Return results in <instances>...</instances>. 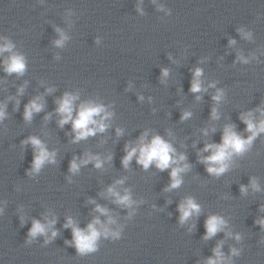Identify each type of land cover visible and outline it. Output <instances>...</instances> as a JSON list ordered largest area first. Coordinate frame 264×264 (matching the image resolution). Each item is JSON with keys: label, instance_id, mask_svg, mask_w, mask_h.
Instances as JSON below:
<instances>
[{"label": "clouds", "instance_id": "clouds-1", "mask_svg": "<svg viewBox=\"0 0 264 264\" xmlns=\"http://www.w3.org/2000/svg\"><path fill=\"white\" fill-rule=\"evenodd\" d=\"M61 42L62 41H56L58 45ZM12 47L13 46L11 43L6 42L4 45L0 46V54L4 53L5 51L10 52ZM4 64L5 71L9 74H23V72L25 71V61L23 56L13 54L4 61ZM164 75H167L166 70L164 71ZM200 75L201 70L196 69L190 89L194 93L201 91V84L198 79ZM221 95L222 93L218 92L217 95L213 97V99L219 101ZM77 98V96L65 93L62 100L58 101L59 107L57 108L58 113L62 115V119L59 121L61 127L71 121L72 131L75 133V141L86 139L89 136L95 135L98 131L103 132L107 128V124H105L104 121L111 116V113L107 112L102 105L87 102L80 105L77 115L75 116V118H73V106L74 101ZM41 109V104L37 103L35 100L31 101L25 108V119L30 120L32 117V113L39 112L41 111ZM190 115V113L185 112L181 119H186ZM262 115H264V113H262ZM3 116L4 112L2 109H0V118H2ZM97 117H99V119H97ZM215 117L216 110L213 109V118ZM241 118L247 125L246 131L250 132L251 135L247 139H244L235 131H233L232 126H226L222 136V143L207 144L203 149V151L212 150V154L204 157L202 161L208 165L206 169L208 173L217 176L224 173L228 169V161H230L233 154H243L251 145L256 136L264 132V119L260 120L257 124L251 119V113H249L248 116H242ZM117 134H120L119 129L117 130ZM30 140L33 146L38 149V154L35 156L33 164V169L38 171L45 161L53 160L54 154L49 153L44 148L39 139L31 137ZM125 151L126 155L122 159V164L125 168L128 167L130 161L134 156L137 157V163L142 165L144 169H147L150 165L155 164V166L159 170L164 171L166 169H169L173 164H176L177 166L171 169V183L166 190L177 188L182 183L180 174L188 168L187 164L183 165L182 167L180 166V162L185 160V156L180 155L178 158H174L173 154L175 152V149L170 143L166 142L159 135L153 137L150 143H145L144 136H141L138 146L130 147L129 145H125ZM109 159H111V157H109ZM90 161H95V167H102L103 161H101L98 156L89 155L87 159L82 160L80 163L87 164ZM79 166L80 165L74 158L70 162L69 170L72 172H76L79 169ZM117 183H122V181H117ZM253 187H257L254 182ZM241 191H246V189L241 186ZM108 193L116 197V202L119 204L130 205L132 203L128 194L121 196L118 192L115 191L114 187H109ZM96 211L100 212L101 214H106L107 210L97 205ZM179 211L181 213L180 222L184 223L192 216L193 213H199L200 207L192 198H188L179 206ZM109 222L111 223L112 221L110 220ZM97 224H100V220L98 218L94 219L92 223L88 224L87 231H84L76 227L73 221L69 218L67 224L65 225V227H72L75 246L80 254H85L87 252L95 250L96 241L102 234L97 230ZM224 224L225 221L222 218L218 216H210L205 222V239L211 238L212 236L216 235L217 232L222 230ZM101 227L103 228V234L108 235L109 230L103 225H101ZM44 231L45 227L38 221H35L33 223L30 234L34 236L37 233H43ZM55 235L56 233L53 232V236ZM113 235L117 234L113 233ZM214 252L216 259L209 258L207 264H219V260L223 258L219 246H217ZM233 252L235 254V250H233Z\"/></svg>", "mask_w": 264, "mask_h": 264}]
</instances>
